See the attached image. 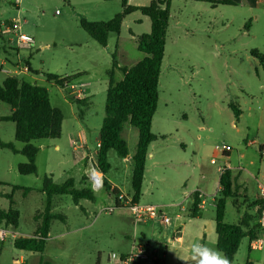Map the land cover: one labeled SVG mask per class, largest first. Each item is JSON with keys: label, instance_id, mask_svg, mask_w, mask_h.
I'll use <instances>...</instances> for the list:
<instances>
[{"label": "rangeland", "instance_id": "1", "mask_svg": "<svg viewBox=\"0 0 264 264\" xmlns=\"http://www.w3.org/2000/svg\"><path fill=\"white\" fill-rule=\"evenodd\" d=\"M59 1L61 0H26L23 6L29 10L32 9V16L24 13L21 15L28 21L26 27L31 28L33 21L40 25L44 23L45 18H55L54 13L45 9L44 4ZM71 1L74 4L89 5V9L96 11L101 7L102 2L107 0ZM150 1L131 0L130 4L147 6ZM23 6L21 11L24 9ZM207 6H209L208 3L202 0H170V20L166 31L165 55L158 87L159 101L151 127L157 140L149 147V155L153 152L154 158L148 160L146 171V185L154 181L155 189L153 194L146 193L139 200V204H156L162 214L169 217L171 222L166 224L162 223L160 219L149 221L134 219L129 208L130 200L124 201L127 199L124 194L131 196L133 193L131 176L134 169L133 160H124L114 150H110L108 156L111 168L104 176L97 168L93 158L87 154V150L94 153L97 149L100 126L105 116L106 91H98L87 102H84V99L83 103L79 104L75 102L76 99H73L68 91H65L63 96L46 82L44 85L51 89V102L62 110L64 120L59 138L40 139L34 142L39 147L35 160L36 173L20 174L17 164L26 162L25 156L17 155L9 149L0 147V208L9 209L11 205L9 196L12 195L15 203L13 207L20 211L19 226L5 237L4 242L0 240V248H3L0 252V264H22L19 261L21 256L26 253L15 248L12 242L16 238L29 236L41 222L40 216L46 207V195L41 191L45 175L51 176L56 183L60 184L68 179H74L75 188L91 190L95 199L94 201L83 199L76 205L70 195L54 196L52 212L62 218L51 222L45 251L38 253V257L27 259L26 264H37L40 260L49 264H111L109 262L111 253H125L130 251L134 244L147 245L149 243L147 249L153 254L157 243L165 242L166 239L174 235L175 224L180 220L176 216L179 209L176 206L168 205V203L174 197L181 195L180 191L186 184L191 188L193 181L196 180L194 178H200L201 172H197L194 177L188 179L185 177L187 173L185 167H173L168 163L159 165L153 161L159 157L173 159L183 154L184 149L179 142L180 134L190 141L189 130H194L199 122L200 110L212 116L214 121H218V123L214 122L215 125L213 124L215 132L211 136L212 143L219 147L230 144L235 131L231 128L230 120L225 115L219 121L216 108L212 105L214 100L212 94L217 92L222 96L226 90L233 91L224 63L228 57L230 58L229 50L234 46L237 47L241 40L234 41L231 38L236 35L239 28L243 31L245 25L250 27L252 24L251 16L247 17L245 21L243 20L241 12L244 7L225 6L223 8L235 17L234 26L225 28L226 24L223 20L217 15L212 18L205 11L204 7ZM220 7L222 8V6ZM59 9L64 11L62 8ZM114 11H117L114 15L119 13V6H116ZM220 11L224 13L222 9ZM17 15L15 7L10 5L7 0L0 1V24L10 21ZM75 15L79 23L81 17L87 19L83 13L75 12ZM57 17L59 16L57 15ZM250 20L251 24H249ZM256 26L253 25L252 33H256ZM149 30H151L150 18L140 11H136L124 19L121 33L110 37L109 47L114 52L116 44L119 43L122 50L118 54L120 61L124 65H135L140 59L139 56L143 55L137 49L136 40L139 34L149 33ZM48 34L51 35V33ZM36 38L38 45L52 41V39L46 40L45 33L38 34ZM1 43L4 44V42ZM214 43H224V47L218 48L220 56L216 58L219 64L218 78L211 77L204 66L205 61L209 58L208 50ZM240 56L241 54L231 56V61L233 64H240V68L246 71V79L254 84L255 89L259 81L252 76L254 65L248 62L243 63ZM68 57L72 58L70 55ZM42 59L51 63H53L51 60L55 59L57 67H65L69 63L61 48L46 52ZM238 101L242 103L244 100L241 98V101ZM10 112L11 106L0 101V118L9 115ZM247 120L251 121L252 119L247 118ZM237 125L241 124L237 123ZM15 129L14 122L0 119V138L5 142H13L16 146L23 147V143L17 142L15 139ZM81 131H85L87 136L85 150L78 137V133ZM226 131L230 136L224 135ZM250 133L252 135L253 132ZM122 137L128 144L129 152L134 155L139 141L138 127L129 123L125 124ZM248 157L249 159L258 157V149L256 147L249 148ZM212 159L215 160V164L211 163ZM200 161L201 165L209 169H217L222 166V160L216 154L209 155ZM94 170L98 171L103 179L101 190L98 186L97 190L94 188V180L91 175ZM105 179L111 180L123 191L124 194L121 193L120 196V199L123 200L122 206H117L114 195L104 189ZM17 186L22 188H15ZM25 188H28L29 191H25ZM188 203L184 204L185 207ZM207 212L213 214L214 210L208 207ZM228 216L229 218L237 216L235 208H232L231 205ZM245 240L235 256L233 264L245 263L247 257ZM160 249L158 256L162 257ZM166 262L171 264L173 258L169 256Z\"/></svg>", "mask_w": 264, "mask_h": 264}, {"label": "crops", "instance_id": "2", "mask_svg": "<svg viewBox=\"0 0 264 264\" xmlns=\"http://www.w3.org/2000/svg\"><path fill=\"white\" fill-rule=\"evenodd\" d=\"M7 1L10 5L15 7L18 15L17 17L12 18L10 21L0 24V41L4 42V44L0 42V85H2L7 77L11 76L17 77L19 80H24L29 83L45 87L50 94L51 89L44 85V83L47 82L51 87H54L58 93L63 95L65 91L60 87V85L46 78V74L50 73L59 76L61 79L71 78L70 81L74 82L80 86L82 90H84L85 100H82L87 102L89 98L96 95L98 91H106L107 93L111 73L115 82H119L122 80V78H124V74L120 68L134 66L124 65L120 61L118 54L121 53L122 50L119 43L116 44L114 52H112L111 48L109 47V40L107 47L100 46L81 27L80 23L78 22L79 20L75 15V12H77V14L83 13L91 22L109 21L115 17L114 14L117 11L115 12L114 10L116 9V6H119L120 12L122 11V0H107L102 2L101 7L99 9L97 8L96 11L89 9V5H83L79 3L74 4L71 0H61L55 3H47L44 4L45 9L54 13L55 18H45L43 20L44 23L40 25L35 24V21H33L31 28L26 27L28 21L26 18L23 19L21 16L23 13L25 15L32 16V9L29 10L27 7L23 6L26 0H22L21 3L17 5L14 4L12 0ZM202 1H205L209 5L204 7L205 11H207L212 16V18L217 15L218 18L223 20L226 24L225 28L234 26L235 17H233L231 12L226 11L223 7H244L242 8L244 10L241 12V14H243V20L245 21L247 17L251 16L252 24L257 25L255 29L256 33H252L254 27L250 20V27L245 25L243 31L241 28H239L236 35L231 38V40L234 41L241 40L237 47L234 46L231 48V50H229L230 58L228 57L224 63V66L227 69V74L231 80L230 83L233 91L229 92V90H226L222 96H220L217 92L212 94L214 97L212 105H214L216 108L219 121L220 118L225 115L230 120L231 128L235 131L233 134V139L230 140V144L226 145L229 146L231 150L228 152H223L220 149H217L218 145H214L212 143L211 136L215 132L214 122L218 123V121H214L212 116H209L208 113L200 110L199 122L197 123L194 130H189L190 141L186 140V137L180 134L179 142L184 149L183 154L173 159L171 157H159L153 161L159 165L168 163L169 166L173 167H185L187 169L185 177L188 179L194 177L197 172H201L200 178H194L196 180L193 181L191 188L188 184H186L180 191L181 195L174 197L168 203L170 206L178 207L179 210L176 216L180 220H178L175 224L174 235L166 239L165 242L160 244L157 243V246L154 249V253L157 257L155 264H167L166 259L169 256L173 258V262L171 264H183L179 258H187L190 255L191 246L193 243H202L209 248L218 249V235L215 226V201L218 198L221 189L220 177L223 173L221 172V168L224 166L225 169L230 170L232 173L233 185L236 192V201H234L233 198H229L226 201L225 222L232 225L242 223V227L245 229L251 230L254 228L256 230V239L251 240L249 237L243 238L239 250L246 239L247 257L244 264H264V230L257 227L258 216L261 210V202L263 201L260 194V188L264 186V62H262L252 53L253 51H257L260 53V55H264V3H261L258 0H231L234 2V4L230 5L219 3L213 4L206 0ZM130 2L131 0H129V4ZM22 6L24 9L21 11ZM220 6H222V8ZM59 8L64 9V11L60 10ZM220 9H222L224 13H222ZM57 15L59 17H57ZM19 32L33 36L35 43L31 49H19L17 47L16 40ZM42 33H45L46 40L52 39V41L48 40V43H42L38 45L36 36ZM48 33H51V35ZM112 35L114 34H111L110 37ZM216 44L218 43L211 44L210 49L208 50L209 58L205 61L204 66L207 68L211 77L218 78L219 73L217 68L219 67V64L216 58L220 56L218 48L224 47V43L218 45ZM59 48L63 49L67 62L69 61L67 66L57 67L56 62H54L55 59L51 60L53 63L45 62L42 59L46 52ZM113 53L116 55L119 66L115 69H113ZM139 53L143 54L142 56H139V61H141L145 55L141 51H139ZM53 54L54 52L52 55ZM239 54H241L240 57L243 63L248 62L249 64L254 65L252 76L259 81V84L255 89L253 87L254 84L246 79V71L240 68V64L235 63V65L233 64V61H231V56H238ZM68 55H70L72 58L68 57ZM119 73L120 76L118 77ZM50 98L52 101L51 94ZM241 98L244 100L242 103L238 101H241ZM232 105H234L239 110L238 117H236L235 112L231 107ZM12 111L13 109L11 108L9 115H11ZM247 118H251L252 120L249 121ZM237 123H240L241 125L238 126ZM251 131L253 132L252 135L250 133ZM85 134V131L78 133V137L81 139L83 144L82 148L84 150L86 149L87 141V136ZM224 135L226 137L230 136L227 131L224 132ZM99 143L100 140L98 141L96 150H98ZM251 147H256L258 149V157L254 159H249L248 157L249 148ZM17 148L20 149L22 147L17 146ZM96 150L94 153H91L89 150H87V154L93 158L95 162L97 153ZM190 153L193 155H189ZM215 154L221 158L222 166L218 167L217 169H209L201 165V159ZM133 156L134 155H131L129 152V156L124 158V160L132 161ZM152 158H154V153L151 152L149 155L148 152L141 190V198L144 197L146 193L153 194L155 189L154 181L146 185L148 160ZM212 161H214V163ZM20 163L23 162H19L18 164ZM211 163L215 164L216 162L214 159H212ZM107 180L112 188H117L121 193H123V191L114 182L109 179ZM17 187L18 189L22 188L20 186ZM196 192H199L200 197L202 198V203L200 205L202 208V214L197 218H190L188 216V212L192 205V196ZM124 195L127 197L126 200H130L129 202H131L133 193L131 196L126 194ZM186 202H189L187 207L184 205ZM144 205L157 206L156 204ZM230 205L232 208H235L237 214L235 218H229L228 216ZM208 207L214 210L213 214H208ZM17 227L7 225L5 222L0 223V240L4 242L6 239L5 237L12 233L13 229H16ZM1 231H5L4 236H2ZM35 231L26 237H33ZM15 240L12 242L13 245ZM158 248H161L160 250H162V257L158 256ZM2 249L3 248H0V252ZM239 250L237 251L239 252ZM24 252L26 254L21 256V260L19 261L22 264H26L27 259L38 257V253L31 251ZM40 263L41 260L37 264Z\"/></svg>", "mask_w": 264, "mask_h": 264}, {"label": "trees", "instance_id": "3", "mask_svg": "<svg viewBox=\"0 0 264 264\" xmlns=\"http://www.w3.org/2000/svg\"><path fill=\"white\" fill-rule=\"evenodd\" d=\"M210 3L230 4L231 0H206ZM135 11H140L151 20L149 33L139 34L138 49L145 57L131 67H123L120 70L124 74L121 81L115 82L111 73L109 86L106 93L105 116L100 126L99 147L96 153V165L102 174H107L111 165L108 160V152L114 150L120 157L129 156V148L121 133L124 125L129 123L139 129V141L136 153L133 156L134 169L132 176L133 196L130 204H139L142 184L146 168L148 149L157 136L152 132L153 117L156 113L159 101V82L161 66L165 55L167 30L170 20V0H151L147 6H133L129 0H122V11L109 21H89L85 17L80 18L81 27L102 47H107L111 34L119 35L124 19ZM264 62V55L257 51L252 52ZM113 69L118 68L115 53H113ZM46 78L62 86L71 78L61 79L59 76L47 73ZM0 101L8 104L13 109L11 115L1 117V120L15 123V139L23 143L22 148H17L13 142H5L0 138V147L9 149L15 154H22L26 158L25 163L17 165V170L22 175L36 173L35 164L39 147L34 142L40 139L59 138L62 133L64 115L61 109L52 105L49 91L37 84L19 80L17 77H7L0 85ZM82 104L83 100H76ZM236 117L239 110L232 105ZM221 189L216 199L215 222L218 235L217 248L230 260L234 261L237 250L243 238L256 239V230L245 229L242 223L229 224L225 222L226 201L233 198L236 201V192L233 185L232 173L225 169L220 177ZM18 188V187H15ZM106 192L114 195L117 206H122L120 190L112 188L108 180H104ZM29 191L28 188L24 189ZM46 195V207L40 216L33 237L16 239L15 248L23 251L43 253L46 241L50 233L51 222L62 217L52 212V199L54 196L70 195L76 205L80 200L94 201L95 196L91 190L75 188L74 180L68 179L64 183H56L51 176L45 175L43 188ZM10 198L8 210L0 209V223L17 227L20 223V212L13 207L14 200ZM192 205L188 212L190 218H197L202 214V198L199 192L192 196ZM127 201V200H124ZM263 202V201H262ZM261 202V207L263 203ZM259 227V224L258 226ZM260 228V227H259ZM261 229V228H260ZM147 243L146 246H148ZM148 248V247H147ZM40 264H49L41 261ZM250 264V263H247Z\"/></svg>", "mask_w": 264, "mask_h": 264}, {"label": "built area", "instance_id": "4", "mask_svg": "<svg viewBox=\"0 0 264 264\" xmlns=\"http://www.w3.org/2000/svg\"><path fill=\"white\" fill-rule=\"evenodd\" d=\"M22 0H12L14 4H20ZM264 3V0H258ZM17 27L16 25H14ZM35 43L34 38L26 33L19 32L17 35L16 44L19 49H31ZM64 91H68L71 97L76 100H82L85 98V92L80 86L72 81H65L62 86H60ZM223 152H228L231 150L229 146L223 145L222 147L217 146ZM214 163V161H212ZM225 170V166L221 168V172ZM103 183V179H102ZM101 183V187H102ZM97 183L94 181V188L97 190ZM100 187V190H101ZM260 194L263 199V205L258 216L259 227L264 230V186L260 188ZM205 202V201H204ZM131 214L136 221H149L160 219L162 223H170L169 217L162 214V211L157 206L153 205H141V204H131L129 206ZM2 236L5 235V231H1ZM146 245H132L130 251L125 253H111L109 255V262L111 264H155L157 257L155 253H150Z\"/></svg>", "mask_w": 264, "mask_h": 264}, {"label": "clouds", "instance_id": "5", "mask_svg": "<svg viewBox=\"0 0 264 264\" xmlns=\"http://www.w3.org/2000/svg\"><path fill=\"white\" fill-rule=\"evenodd\" d=\"M179 259L183 264H231L219 249L209 248L202 243H193L190 255Z\"/></svg>", "mask_w": 264, "mask_h": 264}, {"label": "bare ground", "instance_id": "6", "mask_svg": "<svg viewBox=\"0 0 264 264\" xmlns=\"http://www.w3.org/2000/svg\"><path fill=\"white\" fill-rule=\"evenodd\" d=\"M91 175H92L93 180L96 181V183H97L96 186L100 187L101 181H102V177H101L100 173L98 171L94 170ZM98 187H96V188H98Z\"/></svg>", "mask_w": 264, "mask_h": 264}]
</instances>
